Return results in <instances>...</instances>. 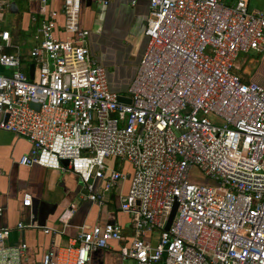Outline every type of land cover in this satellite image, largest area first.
<instances>
[{
	"label": "built area",
	"instance_id": "obj_1",
	"mask_svg": "<svg viewBox=\"0 0 264 264\" xmlns=\"http://www.w3.org/2000/svg\"><path fill=\"white\" fill-rule=\"evenodd\" d=\"M38 1L32 49L0 25V132L30 144L20 166L74 174L81 198L98 207L128 182L120 210L133 229L127 238L119 223L82 228L39 264H88L110 243L136 264H264V86L235 72L241 55L264 53V10L244 0H147V47L126 104L90 53L81 0H63L65 40L55 37L57 12L45 8L53 0ZM195 171L212 185L194 183ZM31 203L24 194L23 207ZM11 231L0 228V264H28L25 243L7 244ZM148 233L158 234L155 244Z\"/></svg>",
	"mask_w": 264,
	"mask_h": 264
},
{
	"label": "crops",
	"instance_id": "obj_2",
	"mask_svg": "<svg viewBox=\"0 0 264 264\" xmlns=\"http://www.w3.org/2000/svg\"><path fill=\"white\" fill-rule=\"evenodd\" d=\"M6 6L0 15L2 30L11 41L25 52L38 44L37 21L42 17L38 0H0ZM238 0H222L226 6ZM251 11H263L264 0H244ZM103 2H106L104 5ZM47 12H57L55 37L67 39L62 15L63 0H53ZM149 13L147 0H81L79 26L89 32L88 48L91 55L105 70L106 85L110 92L128 100L127 91L133 82L138 65L145 53L148 39L144 35ZM36 20V22H34ZM30 144L8 132H0V228H10L8 245L25 243L26 261L39 264L42 255L51 247L68 245L82 228L119 223L127 238L133 234L132 220L121 212V197L128 190V182L121 183L111 192L104 207H98L81 198L82 185L77 176L62 170L40 166H20L22 156L30 152ZM65 167V166H64ZM24 194L32 197L30 207H23ZM24 228L17 229L18 224ZM46 226L59 230L48 236L29 225ZM157 233H148L143 239L155 244ZM88 264H136L122 260L119 245L110 243L107 249L92 251Z\"/></svg>",
	"mask_w": 264,
	"mask_h": 264
},
{
	"label": "rangeland",
	"instance_id": "obj_3",
	"mask_svg": "<svg viewBox=\"0 0 264 264\" xmlns=\"http://www.w3.org/2000/svg\"><path fill=\"white\" fill-rule=\"evenodd\" d=\"M227 2L225 3V5ZM251 55L243 56L241 55L239 57L238 62L236 63L235 72L240 75L244 80H251L252 78H259V82L263 78V70H264V55H261L260 57H254ZM254 80V79H253ZM115 167L118 170H122L123 167L125 170H129L130 166L128 164L121 163L119 160H116ZM193 179L192 181L197 184L202 185H212V182L210 180L205 179L201 174L198 172H194L192 174Z\"/></svg>",
	"mask_w": 264,
	"mask_h": 264
},
{
	"label": "water",
	"instance_id": "obj_4",
	"mask_svg": "<svg viewBox=\"0 0 264 264\" xmlns=\"http://www.w3.org/2000/svg\"><path fill=\"white\" fill-rule=\"evenodd\" d=\"M33 72H34V66L31 65V66H30V69H29V78H30V80L33 79ZM120 101L123 102V103L129 104V100H124V99L121 98V97H120ZM33 106L36 107V108L39 107V106L34 105V104H33ZM61 164H62L63 166H67L68 162H67V161H62ZM176 206H177V205L175 204L174 207H173V209H172V212H171V214H170V216H169V218H168L167 224H166V226H165V230H167V229L169 228V226H170V223H171V221H172V219H173V217H174V215H175Z\"/></svg>",
	"mask_w": 264,
	"mask_h": 264
},
{
	"label": "trees",
	"instance_id": "obj_5",
	"mask_svg": "<svg viewBox=\"0 0 264 264\" xmlns=\"http://www.w3.org/2000/svg\"><path fill=\"white\" fill-rule=\"evenodd\" d=\"M249 55L253 56L252 58H254V57H260L261 55H264V53H250ZM251 80L257 82L261 86H264V81L262 80L261 82H259V78H252ZM244 81H249V80H244Z\"/></svg>",
	"mask_w": 264,
	"mask_h": 264
}]
</instances>
